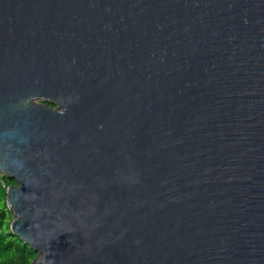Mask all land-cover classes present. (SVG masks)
<instances>
[{
    "label": "water",
    "instance_id": "obj_1",
    "mask_svg": "<svg viewBox=\"0 0 264 264\" xmlns=\"http://www.w3.org/2000/svg\"><path fill=\"white\" fill-rule=\"evenodd\" d=\"M0 174L32 264H264V0H0Z\"/></svg>",
    "mask_w": 264,
    "mask_h": 264
},
{
    "label": "trees",
    "instance_id": "obj_2",
    "mask_svg": "<svg viewBox=\"0 0 264 264\" xmlns=\"http://www.w3.org/2000/svg\"><path fill=\"white\" fill-rule=\"evenodd\" d=\"M14 183L0 174V264H32L35 251L10 229L14 215L7 204V189Z\"/></svg>",
    "mask_w": 264,
    "mask_h": 264
},
{
    "label": "rangeland",
    "instance_id": "obj_3",
    "mask_svg": "<svg viewBox=\"0 0 264 264\" xmlns=\"http://www.w3.org/2000/svg\"><path fill=\"white\" fill-rule=\"evenodd\" d=\"M14 184H16V183H14Z\"/></svg>",
    "mask_w": 264,
    "mask_h": 264
}]
</instances>
